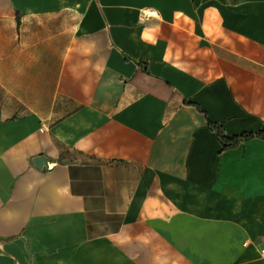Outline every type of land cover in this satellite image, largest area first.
<instances>
[{"label":"crops","instance_id":"0c3cea01","mask_svg":"<svg viewBox=\"0 0 264 264\" xmlns=\"http://www.w3.org/2000/svg\"><path fill=\"white\" fill-rule=\"evenodd\" d=\"M207 119L264 131V0H0V244L264 264V140Z\"/></svg>","mask_w":264,"mask_h":264},{"label":"rangeland","instance_id":"374dc122","mask_svg":"<svg viewBox=\"0 0 264 264\" xmlns=\"http://www.w3.org/2000/svg\"><path fill=\"white\" fill-rule=\"evenodd\" d=\"M16 245H1L0 244V264H119L114 260H119L126 252L119 248H114L111 243H104V245H95L90 247L87 252L101 253L103 257L97 259L89 256L81 257H63V256H38L31 258L27 257L21 248ZM102 246V248H101ZM62 252V251H61ZM60 252V253H61ZM98 261V262H95ZM91 262V263H86Z\"/></svg>","mask_w":264,"mask_h":264},{"label":"trees","instance_id":"16d2710c","mask_svg":"<svg viewBox=\"0 0 264 264\" xmlns=\"http://www.w3.org/2000/svg\"><path fill=\"white\" fill-rule=\"evenodd\" d=\"M199 108V107H198ZM200 110V109H199ZM207 128L214 132L217 140L219 141L221 145L220 152H224L226 150L235 148L239 146L242 142L247 141L252 138H261L264 140V131L259 132H242L239 135L233 136V137H227L224 134V130L221 124L214 123L207 119ZM8 241V240H6Z\"/></svg>","mask_w":264,"mask_h":264},{"label":"built area","instance_id":"2783aa9c","mask_svg":"<svg viewBox=\"0 0 264 264\" xmlns=\"http://www.w3.org/2000/svg\"><path fill=\"white\" fill-rule=\"evenodd\" d=\"M158 15L156 10L153 9H145L141 12V18L142 19H146V18H153L156 17ZM244 245H248V242H244ZM262 253H264V249L261 250Z\"/></svg>","mask_w":264,"mask_h":264},{"label":"water","instance_id":"95a60500","mask_svg":"<svg viewBox=\"0 0 264 264\" xmlns=\"http://www.w3.org/2000/svg\"><path fill=\"white\" fill-rule=\"evenodd\" d=\"M42 162H43V160H42V158H40V157H38V158H36L35 160H34V163L36 164V165H41L42 164Z\"/></svg>","mask_w":264,"mask_h":264}]
</instances>
